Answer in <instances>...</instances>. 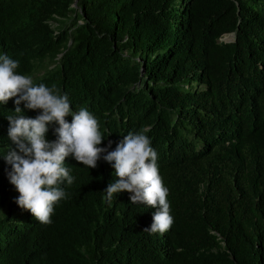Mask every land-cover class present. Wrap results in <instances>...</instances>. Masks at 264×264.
<instances>
[{
  "label": "trees",
  "instance_id": "trees-1",
  "mask_svg": "<svg viewBox=\"0 0 264 264\" xmlns=\"http://www.w3.org/2000/svg\"><path fill=\"white\" fill-rule=\"evenodd\" d=\"M0 55L91 112L101 147L148 129L174 220L149 234L159 207L107 201L118 177L102 154L94 169L66 158L74 183L38 222L3 158L13 98L0 105V264H264V0H0Z\"/></svg>",
  "mask_w": 264,
  "mask_h": 264
},
{
  "label": "clouds",
  "instance_id": "clouds-1",
  "mask_svg": "<svg viewBox=\"0 0 264 264\" xmlns=\"http://www.w3.org/2000/svg\"><path fill=\"white\" fill-rule=\"evenodd\" d=\"M18 68V60L0 55V105L15 98L16 115L6 118L8 137L16 149L3 157L11 166L8 180L19 193L15 203L38 222L51 224L55 206L67 195L61 185L66 181L71 186L75 179L65 164L66 158L72 155L78 163L94 169L104 154L103 159L113 164L118 177L103 191L105 199L111 202L114 194L127 192L132 204L159 207L144 232L162 235L168 231L174 222L167 199L169 189L159 174L157 153L146 135L148 129L127 134L115 150L109 151L111 142L107 147L100 146L103 134L91 112L83 107L74 112L66 93L61 94L55 85L50 88L35 84L32 77L19 74ZM21 104L39 114L26 117ZM68 116L72 117L71 123L66 120ZM52 124L58 127L54 130L55 140L49 142L46 134Z\"/></svg>",
  "mask_w": 264,
  "mask_h": 264
},
{
  "label": "rangeland",
  "instance_id": "rangeland-1",
  "mask_svg": "<svg viewBox=\"0 0 264 264\" xmlns=\"http://www.w3.org/2000/svg\"><path fill=\"white\" fill-rule=\"evenodd\" d=\"M222 40L224 41H232L233 40V35H227V36H224L223 38H222Z\"/></svg>",
  "mask_w": 264,
  "mask_h": 264
}]
</instances>
